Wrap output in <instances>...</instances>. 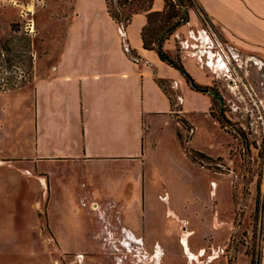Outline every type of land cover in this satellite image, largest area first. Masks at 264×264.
<instances>
[{
  "label": "rangeland",
  "instance_id": "obj_1",
  "mask_svg": "<svg viewBox=\"0 0 264 264\" xmlns=\"http://www.w3.org/2000/svg\"><path fill=\"white\" fill-rule=\"evenodd\" d=\"M107 1L111 10L116 9V0ZM71 2L0 0V92L23 90L53 62L70 20ZM94 2L102 4V0ZM138 5H126L125 13ZM190 12L196 15L195 35L190 34L196 29L188 24ZM183 25L188 29L181 33L183 48L176 40L172 59L188 53L202 68L210 81L206 88L217 97L212 116L223 131L193 114L199 130L191 137L181 122L184 151L181 147L177 152L178 145H172L173 153L162 151L149 167L147 180L132 182V186L122 179L111 182L112 172L104 168L102 174L108 177L99 182L100 189L94 195L112 196L120 203L119 224L146 243L137 242L141 238L131 240L122 228L107 233L105 221L86 214L83 204H78L86 189L68 187L66 179L59 181L67 171L57 168L58 176L51 178L53 192L46 217L36 208L42 193L35 183L0 182V264H156L153 256L157 247L161 251L158 264H228L229 260L233 264H259L264 202L258 181L254 182L256 172L247 160L251 146L264 145V66L255 57L225 46L195 4ZM218 54L222 57L217 58ZM219 62L227 69L221 70ZM227 147L225 159H203L195 153L224 154ZM168 158L173 162L171 167ZM236 166L240 170L236 171ZM230 169L243 175L242 182L227 176ZM170 209L181 217L179 229L178 221L167 212ZM214 211L220 215L218 231L210 229ZM48 227L60 242L67 243L68 250L60 249L63 244L55 249ZM200 246L203 250L195 255Z\"/></svg>",
  "mask_w": 264,
  "mask_h": 264
},
{
  "label": "crops",
  "instance_id": "obj_2",
  "mask_svg": "<svg viewBox=\"0 0 264 264\" xmlns=\"http://www.w3.org/2000/svg\"><path fill=\"white\" fill-rule=\"evenodd\" d=\"M94 1L72 0L68 4L70 20L53 62L23 90L0 92V182L35 183L42 193L36 208L46 217L53 192L51 178L58 176L57 168L67 171L59 181L66 179L68 187L86 189V193H78L83 197L77 202L83 204L86 214L93 213L97 220L105 221L107 233L122 228L131 240L141 238L137 242L144 245L143 237L119 224L120 203L112 196H94L99 182L108 177L102 170H111V182L122 179L130 186L144 182L158 154L173 153L172 145H178L177 152H181V122L192 130L189 137L199 130L193 114L223 129L212 116V95L191 89L179 71L161 61L155 51L143 48L144 13H134L123 29L108 13L106 0L101 5ZM194 1L225 46L255 57L264 66V0ZM163 8V0H153L152 11ZM188 24L196 26L190 34H197L195 13H189ZM186 27H179L164 42L163 49L170 58L176 56V40L183 45L181 33L187 32ZM187 54L179 55L185 70L199 86L208 87L209 79ZM227 150L216 155L200 153L225 159ZM43 164L49 167L43 168ZM167 164L171 167L172 160L168 158ZM238 174L230 169L227 176L242 182L243 175ZM167 212L178 221L179 229L181 217L171 209ZM219 217L214 211L210 229L218 231ZM230 222L231 217L226 224ZM49 234L55 249L63 244L60 249L68 250L67 243L60 242L51 227ZM183 242L188 250L186 239ZM260 252L259 264H264V208ZM160 256L157 247L153 256L156 264Z\"/></svg>",
  "mask_w": 264,
  "mask_h": 264
},
{
  "label": "trees",
  "instance_id": "obj_3",
  "mask_svg": "<svg viewBox=\"0 0 264 264\" xmlns=\"http://www.w3.org/2000/svg\"><path fill=\"white\" fill-rule=\"evenodd\" d=\"M164 8L162 11H152L151 6L153 0H116L117 7L111 10L108 1L107 10L110 16L117 21L124 29L129 23L131 16L134 13H144L146 17V25L141 31L142 46L146 50H153L156 52L161 61L166 62L172 68L179 71V73L186 80L191 89L206 93L207 88L199 86L187 73L180 59H172L163 49V44L170 36L183 24L188 22V10L192 9L194 0H163ZM135 2H139V5L135 7L131 12L125 13L124 8L126 5L132 6ZM185 2L188 3L185 4ZM129 55L133 56L131 51H128ZM161 83V82H160ZM218 121V120H217ZM219 122V121H218ZM199 157L208 159L205 155L195 152ZM256 218V216H255ZM228 264H233L231 260ZM253 264V261L251 262Z\"/></svg>",
  "mask_w": 264,
  "mask_h": 264
},
{
  "label": "built area",
  "instance_id": "obj_4",
  "mask_svg": "<svg viewBox=\"0 0 264 264\" xmlns=\"http://www.w3.org/2000/svg\"><path fill=\"white\" fill-rule=\"evenodd\" d=\"M191 129L187 128V133L190 135ZM264 137V136H263ZM250 161V168L256 172L254 177V182L258 181L259 190H260V199L264 202V145L261 146L259 143L257 146L250 147V156L248 160ZM246 162V160H244ZM245 175L249 176L248 168L244 165Z\"/></svg>",
  "mask_w": 264,
  "mask_h": 264
},
{
  "label": "bare ground",
  "instance_id": "obj_5",
  "mask_svg": "<svg viewBox=\"0 0 264 264\" xmlns=\"http://www.w3.org/2000/svg\"><path fill=\"white\" fill-rule=\"evenodd\" d=\"M218 66H219V68H220L221 70H222V69H227L225 63H221V62H219Z\"/></svg>",
  "mask_w": 264,
  "mask_h": 264
},
{
  "label": "flooded vegetation",
  "instance_id": "obj_6",
  "mask_svg": "<svg viewBox=\"0 0 264 264\" xmlns=\"http://www.w3.org/2000/svg\"><path fill=\"white\" fill-rule=\"evenodd\" d=\"M207 91L209 92L208 89H207ZM212 97H213L214 100H217V99H216V98H217L216 95H215V96L213 95Z\"/></svg>",
  "mask_w": 264,
  "mask_h": 264
}]
</instances>
